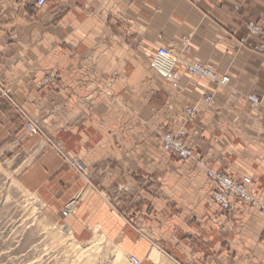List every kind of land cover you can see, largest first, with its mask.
I'll return each mask as SVG.
<instances>
[{"label":"crops","instance_id":"obj_1","mask_svg":"<svg viewBox=\"0 0 264 264\" xmlns=\"http://www.w3.org/2000/svg\"><path fill=\"white\" fill-rule=\"evenodd\" d=\"M17 3L0 0V150L25 158L22 186L75 231L100 230L124 254L264 264V213L237 198L223 212L204 169L165 153L156 133L184 127L198 158L250 177V193L264 201V117L247 100L264 98V38L247 32L250 22L264 28V0ZM159 47L181 55L176 86L152 68ZM184 62L230 83L192 77ZM205 94L210 109L200 105ZM186 107L198 117L184 125ZM28 120L43 134H29Z\"/></svg>","mask_w":264,"mask_h":264},{"label":"rangeland","instance_id":"obj_2","mask_svg":"<svg viewBox=\"0 0 264 264\" xmlns=\"http://www.w3.org/2000/svg\"><path fill=\"white\" fill-rule=\"evenodd\" d=\"M187 108L179 115L184 125L190 122L185 120ZM162 133L176 134L158 130L159 142ZM185 140L189 145L187 136ZM53 144L64 150L62 143ZM24 160L16 152L0 150V264H130L132 254L98 237L100 230L75 231L63 215L49 212L37 195L26 190L19 181ZM159 254L158 263L147 254L140 257L142 264H169Z\"/></svg>","mask_w":264,"mask_h":264},{"label":"built area","instance_id":"obj_3","mask_svg":"<svg viewBox=\"0 0 264 264\" xmlns=\"http://www.w3.org/2000/svg\"><path fill=\"white\" fill-rule=\"evenodd\" d=\"M22 5H32L36 8L43 7L47 0H16ZM249 36H263L264 29L258 22H250L247 26ZM182 48L184 52L190 50V38H185L182 42ZM264 53L263 50L259 49ZM182 62L181 55L178 53L177 48H165L159 47L152 61V68L157 71L164 79L170 81L173 85H177L178 74L176 67ZM185 71L192 77L198 79H210L215 81L219 86H228L230 78L228 76L219 77L209 66L201 62L183 63ZM214 96L208 94L204 97L202 105L204 108L210 109L213 105ZM247 100L256 107L264 117V98H260L256 95H250ZM197 118V111L194 107L186 109V121H193ZM26 131L31 135H42V127L34 120H28L26 124ZM187 133L185 130H180L176 134L162 133L160 135V142L165 153H169L177 156L182 161H192L198 164L204 169L208 180L212 184L211 198L216 205L223 211L228 212L232 206V199L237 198L241 201L260 209L264 213V201L256 198L250 193L249 188L252 185V179L250 177H244L242 181L233 179L226 173L218 172L214 168L198 158L195 151L186 143ZM55 149L63 155L64 159L72 164L68 158V155L59 146H55ZM77 171L82 172L83 166L80 162L72 164ZM132 264H142L140 259L136 256H130Z\"/></svg>","mask_w":264,"mask_h":264},{"label":"bare ground","instance_id":"obj_4","mask_svg":"<svg viewBox=\"0 0 264 264\" xmlns=\"http://www.w3.org/2000/svg\"><path fill=\"white\" fill-rule=\"evenodd\" d=\"M18 4V3H17ZM249 24V23H248ZM248 26V25H247ZM263 27V26H262ZM264 29V28H263ZM248 32V31H247ZM249 35V34H248ZM251 37H260V38H264L263 36H251ZM242 41H246V40H242ZM152 60V59H151ZM226 76H228V75H226ZM229 77V76H228ZM230 78V77H229ZM166 80V79H165ZM107 88V87H106ZM111 89V88H110ZM251 95H254V94H251ZM248 96H250V95H248ZM247 96V97H248ZM256 96H258V95H256ZM258 97H260V96H258ZM260 98H263V97H260ZM111 100V99H110ZM254 107V106H253ZM256 108V107H255ZM186 111V110H185ZM263 116V115H262ZM37 123V122H36ZM164 130V129H163ZM164 132V131H163ZM158 133V132H157ZM159 137V136H158ZM161 145V144H160ZM60 148V147H59ZM73 161V160H72ZM200 168V167H199ZM238 181V180H237ZM242 181V180H241ZM214 202V201H213ZM132 256H135V255H132ZM137 257V256H136ZM139 258V257H138ZM140 259V258H139ZM140 261L142 262V260L140 259ZM129 262H130V264H132L131 263V261H130V258H129Z\"/></svg>","mask_w":264,"mask_h":264}]
</instances>
